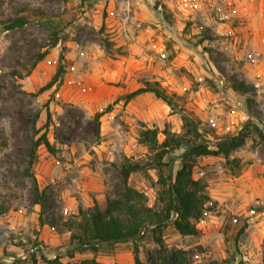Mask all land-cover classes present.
I'll use <instances>...</instances> for the list:
<instances>
[{
    "label": "rangeland",
    "instance_id": "obj_1",
    "mask_svg": "<svg viewBox=\"0 0 264 264\" xmlns=\"http://www.w3.org/2000/svg\"><path fill=\"white\" fill-rule=\"evenodd\" d=\"M212 2L0 0V209L9 207L0 213V264L85 258L135 264L132 242L71 259L64 221L93 198L105 208L108 196L121 195L124 158L144 163L152 157L139 142L141 129L158 127L160 142L165 128L183 132L181 112L153 93L125 102L146 81L176 93L178 105L213 142L225 134L246 135L233 155L238 162L198 158L193 175L208 184L210 211L198 223V235L184 236L171 223L162 228L164 245L186 252L179 264H264V0ZM19 15L31 21L3 29L4 21ZM53 30L67 47V71L59 86L40 90L60 62L63 43L51 46ZM106 36L125 54L109 55ZM233 78L255 91L233 90ZM44 133L53 150L41 144L31 157L33 142ZM34 178L49 194L46 216L64 215L56 228L40 224ZM157 179L158 171L149 169L132 173L129 183L156 206ZM159 248L147 232L140 243L143 261L158 259Z\"/></svg>",
    "mask_w": 264,
    "mask_h": 264
},
{
    "label": "trees",
    "instance_id": "obj_2",
    "mask_svg": "<svg viewBox=\"0 0 264 264\" xmlns=\"http://www.w3.org/2000/svg\"><path fill=\"white\" fill-rule=\"evenodd\" d=\"M31 21L27 15H19L7 19L3 23L4 30H14L27 25ZM101 30L104 32L105 23ZM56 30L51 33V46H56L60 41L63 47L60 53L58 68L51 80L40 90L51 88L55 84L59 86L67 71L66 45ZM105 46L109 55L115 52L125 54V48L115 47V43L105 37ZM45 52L41 53L36 61L41 60ZM230 87L239 93L255 91L245 81L233 78ZM150 92L158 99L164 101L172 110H178L182 114L183 132H172L165 128L162 133L165 138L159 141L158 127H145L139 132V142L145 144L151 151L149 161L142 163L130 157H125L120 166V174L124 180V190L118 197L108 196L105 208L99 201L93 198V204L89 207H79L78 214L67 218L64 226L71 232L68 255L74 259L76 254L85 253L88 250L98 252L104 245H116L123 242H132L134 246L135 264H146L141 258L140 243L147 232H152L160 248L158 259H151V264H179L186 252L181 249L169 250L159 234L169 223L173 224L178 232L184 236L198 235L200 228L198 223L205 218L210 211L209 203L212 198L208 192V184L200 178H195L193 169L199 157L222 156L227 163L238 162L233 157L234 152L246 142V135L225 134L215 137L213 142L200 127V121L188 114L184 108L178 105L176 93L168 92L158 81H146L144 85L125 95V102L130 101L139 94ZM110 109L100 111V116ZM44 144L47 149L53 150V146L44 133L38 137L32 146L31 157L35 155L36 148ZM155 169L158 171L157 183L160 186L157 197V205L147 204V196L129 183L132 173ZM32 197L33 203L41 206L40 224H48L56 228L62 222L64 215L56 216L53 213L51 219L46 216V208L50 199L46 188L40 189L36 179H33ZM9 207H2L0 213H4ZM245 227L241 228L238 235L244 234ZM5 239H0L3 244ZM35 258V257H34ZM54 261H51V263ZM33 264H37L34 259ZM69 264H106L96 258L72 260ZM242 264V263H241Z\"/></svg>",
    "mask_w": 264,
    "mask_h": 264
},
{
    "label": "built area",
    "instance_id": "obj_3",
    "mask_svg": "<svg viewBox=\"0 0 264 264\" xmlns=\"http://www.w3.org/2000/svg\"><path fill=\"white\" fill-rule=\"evenodd\" d=\"M175 0H171V2H174ZM182 2H186V4L190 3L192 5V3L197 2H203V1H208L209 3H213L212 0H181ZM249 58L250 60L254 63L257 64L259 62V57L257 56V54H249ZM257 86V84H256Z\"/></svg>",
    "mask_w": 264,
    "mask_h": 264
},
{
    "label": "crops",
    "instance_id": "obj_4",
    "mask_svg": "<svg viewBox=\"0 0 264 264\" xmlns=\"http://www.w3.org/2000/svg\"><path fill=\"white\" fill-rule=\"evenodd\" d=\"M75 202H76V201H75ZM80 203H82V204H85V203H87V205H89V204H90L88 200H86V201H85V203H83V202L80 200ZM73 204H75V203H73ZM76 204H77V203H76ZM72 207H73V205H72Z\"/></svg>",
    "mask_w": 264,
    "mask_h": 264
}]
</instances>
